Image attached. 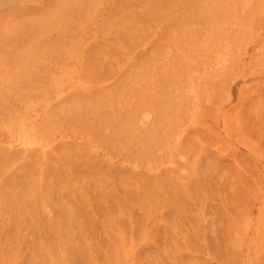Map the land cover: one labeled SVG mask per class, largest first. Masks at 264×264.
<instances>
[{"label": "rangeland", "instance_id": "374dc122", "mask_svg": "<svg viewBox=\"0 0 264 264\" xmlns=\"http://www.w3.org/2000/svg\"><path fill=\"white\" fill-rule=\"evenodd\" d=\"M0 264H264V0H0Z\"/></svg>", "mask_w": 264, "mask_h": 264}]
</instances>
